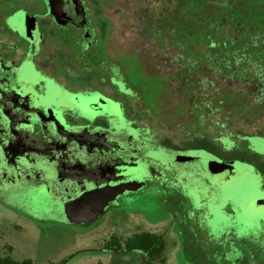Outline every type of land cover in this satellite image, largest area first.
I'll use <instances>...</instances> for the list:
<instances>
[{
    "label": "rangeland",
    "instance_id": "obj_1",
    "mask_svg": "<svg viewBox=\"0 0 264 264\" xmlns=\"http://www.w3.org/2000/svg\"><path fill=\"white\" fill-rule=\"evenodd\" d=\"M104 9L110 22L99 29L101 43L112 26L108 41L110 46L118 43L122 53L107 52L103 58L119 62L138 103L156 119L152 129L157 139L168 138L161 142L171 149L164 150L163 160L180 181L165 191L137 193L89 235L79 228H39L0 207V250L13 248L4 257L31 264H144L141 253H121L113 261L105 254L79 252L115 249L108 244L111 234L125 244L134 234H161L162 229L169 234L163 235L164 264H264V98L256 100L245 83L231 84L205 69V63L218 64L204 60L198 43L188 40L181 27H175L180 33L172 37L173 12H182L177 0H117ZM167 42L173 46L168 48ZM164 54L170 59L166 64ZM207 104L220 113L211 118ZM224 118L231 123L232 143L226 148L217 143L224 136L219 126ZM251 138H259L262 147ZM214 162L234 169L211 170L209 163ZM209 216L213 218L206 221ZM158 222L162 224L154 227ZM227 244L230 253L224 255Z\"/></svg>",
    "mask_w": 264,
    "mask_h": 264
},
{
    "label": "flooded vegetation",
    "instance_id": "obj_2",
    "mask_svg": "<svg viewBox=\"0 0 264 264\" xmlns=\"http://www.w3.org/2000/svg\"><path fill=\"white\" fill-rule=\"evenodd\" d=\"M109 1L117 0H0V207L39 228H79L89 235L137 193L165 191L180 181L163 160L171 149L161 142L168 138L157 139L156 119L138 103L119 62L103 58L122 53L108 41L112 26L104 44L100 40L110 22ZM206 106L211 118L220 113ZM161 231L141 233L157 237L164 253L169 234ZM113 239L118 236L111 234L108 244ZM121 242L79 253L113 261L139 253ZM3 250L0 263L13 252L8 245ZM222 252L230 253V244Z\"/></svg>",
    "mask_w": 264,
    "mask_h": 264
},
{
    "label": "trees",
    "instance_id": "obj_3",
    "mask_svg": "<svg viewBox=\"0 0 264 264\" xmlns=\"http://www.w3.org/2000/svg\"><path fill=\"white\" fill-rule=\"evenodd\" d=\"M177 1L182 12L177 10L171 14L174 17L169 27L172 37L180 33L175 27H181L188 40L198 43L202 58L218 64L215 66L205 63V69L216 72L231 84L245 83L248 91H252L248 93L252 94L254 99H263L264 93L261 90L264 89V0ZM167 43L168 48L173 46L170 42ZM253 80L256 83L252 88ZM124 245L128 251L141 253L146 264L165 262L162 257L163 245L157 237L148 233L135 234L128 238ZM109 246H119V240L113 239ZM7 263L31 264L30 261L16 263L7 260L0 264Z\"/></svg>",
    "mask_w": 264,
    "mask_h": 264
},
{
    "label": "water",
    "instance_id": "obj_4",
    "mask_svg": "<svg viewBox=\"0 0 264 264\" xmlns=\"http://www.w3.org/2000/svg\"><path fill=\"white\" fill-rule=\"evenodd\" d=\"M229 135H230L229 133H225L224 136L221 137L222 139H219L220 140V144L223 145V147H225V148H226L225 144L232 143L231 140H230V136ZM251 140H252L253 143L258 144L259 147H262V146H260V144L263 143V142H261L259 140V138L258 139L257 138H251ZM173 156L177 157V156H179V154H175ZM181 156H183V155H181ZM184 159L185 158H181L180 160L183 161ZM209 168L211 170H214V171H218V170H220V168H225L228 171H232L234 169V166L229 165V164H222L221 165V164H218V163L214 162V163H209ZM129 190L134 191V190H137V189L132 188V189H128L127 191H129ZM120 193H123V192H120ZM120 193H116V194L111 195L102 205H100V208L105 206L109 201H111L114 198H116ZM258 204H262V202H259Z\"/></svg>",
    "mask_w": 264,
    "mask_h": 264
},
{
    "label": "crops",
    "instance_id": "obj_5",
    "mask_svg": "<svg viewBox=\"0 0 264 264\" xmlns=\"http://www.w3.org/2000/svg\"><path fill=\"white\" fill-rule=\"evenodd\" d=\"M225 120L221 123H219V126L222 127L221 129L223 130V134H225L226 132L231 133V123L227 118H224ZM220 135L219 138L217 140L220 139ZM217 143L220 145V142L217 141ZM222 147V145H220Z\"/></svg>",
    "mask_w": 264,
    "mask_h": 264
}]
</instances>
